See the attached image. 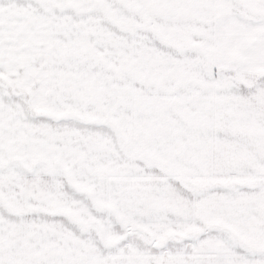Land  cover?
I'll list each match as a JSON object with an SVG mask.
<instances>
[{
  "label": "snow or ice",
  "instance_id": "obj_1",
  "mask_svg": "<svg viewBox=\"0 0 264 264\" xmlns=\"http://www.w3.org/2000/svg\"><path fill=\"white\" fill-rule=\"evenodd\" d=\"M0 264H264V0H0Z\"/></svg>",
  "mask_w": 264,
  "mask_h": 264
}]
</instances>
